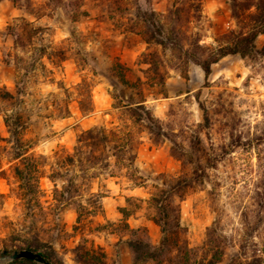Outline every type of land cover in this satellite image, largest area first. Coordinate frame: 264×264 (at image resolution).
Returning <instances> with one entry per match:
<instances>
[{
  "label": "rangeland",
  "instance_id": "1",
  "mask_svg": "<svg viewBox=\"0 0 264 264\" xmlns=\"http://www.w3.org/2000/svg\"><path fill=\"white\" fill-rule=\"evenodd\" d=\"M107 4L84 0L85 13L72 21L60 3L0 0V91L15 93L16 83L23 91L30 119L22 135L47 162L40 178L42 208L28 209L15 177L19 160L12 157L0 110V254L21 249L26 239L38 234L45 242L40 250L52 264H83L79 255L84 247L104 252L105 264H135L139 253L130 242L157 246L162 238L152 195L168 187L163 181L191 178L199 165L202 180L193 182L181 200L174 198L181 239L192 248L203 246L207 229L220 217L227 248L217 264L237 263L239 248L232 244L242 233L264 227V33L257 36L252 56L227 55L212 65L208 77L199 65L188 62L185 77L175 68L171 50L163 52L127 31L135 23L133 15H112ZM128 5L124 0L123 6ZM152 7L164 13L167 29L188 35L184 43L197 55L189 43L199 39L202 46L217 47L242 28L231 0H152ZM176 7L181 9L179 18L168 13ZM21 18L42 29L24 46L7 29ZM151 51L159 54L165 72L163 85H143L146 105L161 120L159 135L115 107L111 94L123 86L108 73L113 63H121L131 69L129 80H146L151 72L143 54ZM81 101L89 111L81 109ZM115 125H123L139 140L134 165L115 176L108 173L111 167L93 169L99 174L92 185L103 195L101 206L77 209L73 201L55 194L74 172L60 168V178L47 177L55 153L72 152L83 130ZM77 182L83 183L80 201L85 202L91 182L80 177ZM138 264L158 263L149 259Z\"/></svg>",
  "mask_w": 264,
  "mask_h": 264
},
{
  "label": "trees",
  "instance_id": "2",
  "mask_svg": "<svg viewBox=\"0 0 264 264\" xmlns=\"http://www.w3.org/2000/svg\"><path fill=\"white\" fill-rule=\"evenodd\" d=\"M101 1L108 3L109 12L112 15L117 12L132 14L135 23L126 30L142 35L147 44H156L161 47L163 52L168 49L171 50L177 60L175 68L185 77H187L188 62L199 65L205 76L208 77L212 65L227 55L252 56L257 52L255 45L257 36L264 33V0H231L233 16L242 28L238 32L232 31L229 41L217 47L202 46L199 39L189 43V46L191 45L199 51V55H197V52H192L190 47H186L184 42L189 39L186 33L181 35V32L179 34L176 28H166V16L152 7V0H129L131 6H123L124 0ZM50 2L62 4L63 8L68 10L72 21H76L80 14L85 13L81 9L84 0H49ZM180 12L179 7L168 10L169 15H175V18H179ZM7 29L11 35L15 36V41L21 43V46L26 45L25 40L31 41L36 38L42 30L34 26L32 21L24 18L19 19V23L8 25ZM143 56L148 60L145 63L149 64V71L151 72L145 75L146 80L140 77L134 81L129 80L127 74L131 69L121 63H113L110 66L109 75L117 79L123 86L121 89H115L111 95L115 107L123 108L135 124L147 129L151 134L159 135L162 134L160 132L161 120L155 117L146 105V93L143 85L147 82L152 85H163L165 72L160 69V56L157 52L151 51L143 54ZM127 90L131 92L126 93ZM22 95L23 91L17 83L15 93L6 90L0 91V110L4 111L2 118L10 135L12 157L19 160V164L15 167V177L18 181L21 199L24 200L26 208L36 209L42 208L40 178L45 173L43 167L47 162L42 155H37L32 151L33 143L22 135L28 129L30 119L26 113ZM80 107L83 111H89V108L82 101ZM205 118L208 121L207 116ZM3 139L0 135V140ZM138 143L139 140L134 137L130 130L126 131L123 125H115L110 128L94 126L81 131L76 137L73 151H57L55 162L50 165V173L47 177L52 181L62 176L60 168H65V173L74 172L66 179V185L61 189L55 188V194L69 203L73 201L77 205V209H87V205L92 209L99 208L103 195L98 189L94 190L93 188L92 182L99 175L93 169L97 166L105 169L111 167L114 169H110L108 173L110 176H115L116 172H122L123 168L133 167ZM198 167L199 165L195 166L193 175L189 179L178 177L163 181V184L168 187L161 188L152 195L151 200L159 209L160 215L157 223L161 227L162 238L157 246L141 241L130 242L135 252L139 253L135 258V264H138L140 260L149 259L155 260L158 264H217L222 260L227 244L224 239L226 238L224 229L220 224V217H217L207 229V237L203 246L192 248L188 246L185 240L181 239L182 227L179 221V204L174 202V198L178 197L181 200L186 191L192 188L193 182L202 180L203 173L199 171ZM75 170H78L79 173ZM128 174L133 176L132 173ZM78 177L88 179L91 182L87 188L89 197L85 202L80 201L83 183L77 182ZM135 178L141 179L140 177ZM135 178L133 177L132 180ZM54 200L57 201L56 198ZM170 221H173L174 225L170 224ZM259 228L256 227L253 231L242 233L239 242L232 244L239 248L235 256L237 263L231 262L232 264L262 263L264 260V227ZM255 232H259L260 235H255ZM44 246L45 242L36 234L33 239H26L25 245L21 248L36 251L51 261L50 256L40 250ZM200 251L202 254L199 255ZM104 256V252L99 253L84 247L81 248L79 260L83 264H92L94 261L105 264ZM24 263L35 264L28 259L16 260L9 264Z\"/></svg>",
  "mask_w": 264,
  "mask_h": 264
},
{
  "label": "water",
  "instance_id": "3",
  "mask_svg": "<svg viewBox=\"0 0 264 264\" xmlns=\"http://www.w3.org/2000/svg\"><path fill=\"white\" fill-rule=\"evenodd\" d=\"M20 259H28L37 264H52L40 253L27 248L15 249L10 253L0 254V263L13 262Z\"/></svg>",
  "mask_w": 264,
  "mask_h": 264
}]
</instances>
